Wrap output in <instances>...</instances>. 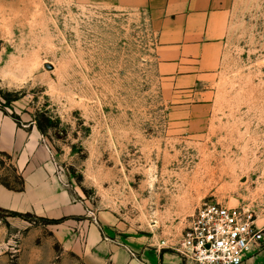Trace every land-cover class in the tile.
<instances>
[{
  "label": "rangeland",
  "instance_id": "obj_1",
  "mask_svg": "<svg viewBox=\"0 0 264 264\" xmlns=\"http://www.w3.org/2000/svg\"><path fill=\"white\" fill-rule=\"evenodd\" d=\"M156 45L146 9L0 0V109L48 144L87 209L74 220L109 212L107 239L198 264L181 242L202 202L247 208L264 228V0H231L219 68L195 91L165 90ZM2 181L20 180L6 166ZM42 218L0 208V264H91L85 230L60 240Z\"/></svg>",
  "mask_w": 264,
  "mask_h": 264
},
{
  "label": "crops",
  "instance_id": "obj_2",
  "mask_svg": "<svg viewBox=\"0 0 264 264\" xmlns=\"http://www.w3.org/2000/svg\"><path fill=\"white\" fill-rule=\"evenodd\" d=\"M115 8L149 10L157 25L156 70L169 93L195 91L212 79L220 65L231 0H97ZM0 208L33 213L40 217L65 219L50 223L63 240L71 230L86 231L83 252L91 264H160L159 249L135 237L107 239L102 231L113 223L109 212H98L94 220L74 216L86 214L74 202L62 180L48 144L40 133L26 129L0 109ZM6 166L22 180L16 190L4 185ZM15 187V186H12ZM242 264H264V245Z\"/></svg>",
  "mask_w": 264,
  "mask_h": 264
},
{
  "label": "built area",
  "instance_id": "obj_3",
  "mask_svg": "<svg viewBox=\"0 0 264 264\" xmlns=\"http://www.w3.org/2000/svg\"><path fill=\"white\" fill-rule=\"evenodd\" d=\"M263 229L251 210L207 200L196 207L181 252L198 264H242L264 245Z\"/></svg>",
  "mask_w": 264,
  "mask_h": 264
},
{
  "label": "trees",
  "instance_id": "obj_4",
  "mask_svg": "<svg viewBox=\"0 0 264 264\" xmlns=\"http://www.w3.org/2000/svg\"><path fill=\"white\" fill-rule=\"evenodd\" d=\"M19 180L20 181H19L18 185L15 186V187H12L11 185H8L5 182H2V183H4V185H6L7 187H10V188H13V189H16V190H21L23 188V183H22L21 179H19ZM9 212L11 214H13V215H19V216L23 214L21 212H16V211H9ZM42 219L47 221V223H59V222L63 221L65 218L64 217H60V218H46V217H43Z\"/></svg>",
  "mask_w": 264,
  "mask_h": 264
}]
</instances>
